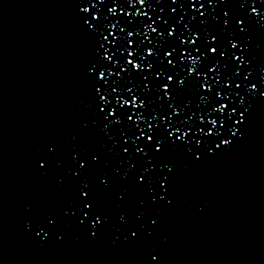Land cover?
I'll list each match as a JSON object with an SVG mask.
<instances>
[{"label": "water", "instance_id": "water-1", "mask_svg": "<svg viewBox=\"0 0 264 264\" xmlns=\"http://www.w3.org/2000/svg\"><path fill=\"white\" fill-rule=\"evenodd\" d=\"M0 264H264V0H0Z\"/></svg>", "mask_w": 264, "mask_h": 264}, {"label": "snow or ice", "instance_id": "snow-or-ice-1", "mask_svg": "<svg viewBox=\"0 0 264 264\" xmlns=\"http://www.w3.org/2000/svg\"><path fill=\"white\" fill-rule=\"evenodd\" d=\"M153 31H155V29H153ZM128 35L129 36H131L132 35V33H128ZM130 43H131V41H130ZM212 51H215V49H212ZM149 54H151V50H149ZM129 55H132V53H129ZM168 55H170V53H165V56H168ZM170 64L172 63L170 60L168 61ZM129 63H132V61H129ZM193 63H195V59H193ZM133 67L134 68H136V67H138V65H136V64H133ZM190 71H191V69H190ZM172 79V77L171 76H169L168 77V80H171ZM163 87L164 88H167V85H163ZM133 100H135V97H133ZM129 103V101H127V100H124L123 101V104H128ZM129 119H131V117H129ZM214 123V122H213ZM150 138V137H149ZM226 143V142H225Z\"/></svg>", "mask_w": 264, "mask_h": 264}]
</instances>
